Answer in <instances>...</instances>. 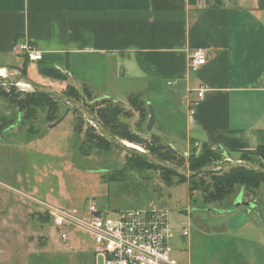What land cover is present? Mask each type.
Here are the masks:
<instances>
[{"label": "crops", "instance_id": "0c3cea01", "mask_svg": "<svg viewBox=\"0 0 264 264\" xmlns=\"http://www.w3.org/2000/svg\"><path fill=\"white\" fill-rule=\"evenodd\" d=\"M26 41L42 61L12 51ZM195 48L207 50V63L194 73ZM18 56L23 63L6 68L29 78L36 71L47 80L46 65L68 78L64 88L82 83L106 97L139 95L147 105L144 96H154L182 120L183 152L205 144L241 161L264 146V0H0V60ZM172 129L156 118L151 136L165 143ZM174 249L175 257L184 253Z\"/></svg>", "mask_w": 264, "mask_h": 264}, {"label": "rangeland", "instance_id": "374dc122", "mask_svg": "<svg viewBox=\"0 0 264 264\" xmlns=\"http://www.w3.org/2000/svg\"><path fill=\"white\" fill-rule=\"evenodd\" d=\"M22 61L23 56L1 59L0 69L6 70L11 63L20 66ZM5 70V76L0 77L9 76L7 72L15 73L13 68ZM28 73L41 86L63 93L67 89L62 87L65 86L63 80L42 75L47 80L41 81L36 71ZM10 88L0 86V126L4 120L7 125L2 127L4 129L15 125L4 132L2 129L0 134V264H95L89 236L74 229H55L52 220L46 216L45 205L84 213L90 202L95 203L100 211L110 214L150 205L169 210L174 226L173 246L184 251L177 253L176 257L190 264L264 263V184L255 194L245 196V200L256 206L248 214L247 222L238 229H229L228 222L247 212V208L242 206L233 212L223 213L234 207L240 195L238 188L222 204H205L200 187L192 190L188 182L167 185L159 171L148 169L144 163H137L135 167L131 164L130 155L115 146L99 144L90 136L101 135L97 131L89 132L91 125L75 111L54 128H49L67 112L66 104L43 101L42 108L40 104V107L29 111L21 110L12 104V100H28V92L31 91ZM74 88L82 94L81 104L97 113L106 107L101 104L106 98L121 102L124 116L121 115L118 121L127 124L129 133L140 138L139 142L131 144L146 152L153 146L161 152L166 150L165 147L172 149L167 146V143H172L177 150H172L177 161H185L203 148L200 146L191 152H183L182 120H172L154 96H144L149 99L148 107L153 106L157 120L164 117L173 127L172 133L167 130L165 143L152 137V131L146 132L147 109L142 111L137 102L139 109L133 106L126 95L106 97L101 89L95 93L82 83H76ZM141 99L137 97V100ZM50 106L57 111L54 118L58 120H47ZM125 114L132 115V118L127 119ZM18 116L21 119L19 124ZM76 126L80 127L79 135ZM175 133H178L176 137ZM217 159V163L224 162L222 156ZM240 197L243 199L242 194ZM185 227L190 230L188 243L182 238ZM67 232L69 241L63 243L60 235Z\"/></svg>", "mask_w": 264, "mask_h": 264}, {"label": "built area", "instance_id": "2783aa9c", "mask_svg": "<svg viewBox=\"0 0 264 264\" xmlns=\"http://www.w3.org/2000/svg\"><path fill=\"white\" fill-rule=\"evenodd\" d=\"M12 51L23 55L29 62H40L42 52L32 43H16ZM207 63V50L192 49L189 53L188 68L197 72ZM168 85L172 86L173 82ZM197 90L198 100L205 93ZM191 90L188 92L190 93ZM224 158L223 163H233ZM46 213L58 231L63 228L84 232L93 244L95 264H190L174 256V231L170 212L154 205L142 209L119 210L110 214L97 209L95 203L87 206V215L77 209H67L45 204ZM190 230L183 228L182 238L189 242ZM60 240L69 241V234L61 233Z\"/></svg>", "mask_w": 264, "mask_h": 264}, {"label": "trees", "instance_id": "16d2710c", "mask_svg": "<svg viewBox=\"0 0 264 264\" xmlns=\"http://www.w3.org/2000/svg\"><path fill=\"white\" fill-rule=\"evenodd\" d=\"M190 1L193 2L194 0H190ZM40 68H41L40 69L41 75L52 77V78L63 80V81L67 79L65 75H63L61 72H59V70L55 68H51L46 65H40ZM21 73L24 74L25 70H22ZM14 89L15 87L10 88V90H14ZM28 93H29L28 97L30 99L28 100H15V99L12 100L11 99L14 102L12 104L17 105L21 110L28 109L29 111L30 109L34 107H40L38 106L40 104H41V108L44 107L43 101H47V102L50 101V102L56 103L55 99L47 95H44L41 93H34V92H28ZM64 93L67 96L71 97L72 99L76 100L77 102L79 103L82 102L81 101L82 94H80L79 90L74 88L73 86L68 85ZM132 97H134L133 100H132ZM137 97H140V96L139 95L129 96V99L132 101L131 104L137 107V105L135 104V102H137L138 106L140 107V109H142V111H145L147 109V112L149 115L148 105L146 104V102H144L143 99L137 100ZM101 104L105 105L106 107L103 108L102 110H99V113H97L95 109L91 107H90L91 108L90 110H92L99 117V119L103 122L105 127L113 135L119 137L122 140H126V141L128 140V142L130 143L131 142L133 143L140 139L138 136L136 138L135 135L129 133V128L127 124L118 121L121 115L124 116L122 112L123 108H121L123 104L121 102H118L111 98H106V100H103ZM56 113L57 111L51 108L50 106V108L47 109V115H48L47 120L49 122L58 120L54 118ZM128 114H125L126 118L127 119L132 118V115L128 116ZM17 119H19V117ZM4 122L6 121L4 120L3 125L0 126V134H2L1 130L4 129L2 127L7 126L6 124H4ZM11 126L13 125H10L5 129H8ZM89 127H90L89 132L92 131L96 133L97 130L93 126H89ZM5 129L3 130V132L5 131ZM80 132H81L80 127L76 126L77 135H79ZM90 137H93L95 140H98V143L100 142L99 144L103 146L112 145L102 136H98V137L90 136ZM90 141L92 142L93 140H90ZM202 146L203 148L200 152H196V155L194 153L193 154L194 156H189L188 158H185V161L184 160L177 161L176 159L177 157L175 158V154L172 152L173 149H170V148L168 149L165 146L164 147L166 148V150L162 152L159 151L158 149H155L154 146L152 148H148L147 150L148 152L158 156L163 161L172 162V163H175L181 166H188L191 172H195L208 164L218 162L219 160L217 158H221V155L215 152L209 145L204 144ZM81 150H82V146H81ZM130 160L132 161V162L130 161L131 164L134 165L135 167H137L135 165L137 163H140V164L144 163L145 165L149 167L148 169L159 171L161 173V176L165 178L164 182L167 185L172 186L177 183L181 184L184 182H188L189 184H191L192 190L195 189V187H200L199 189L204 194L203 198H204L205 204H213V203L222 204L226 201L227 198H229L231 195L234 194L237 188L239 189V192L244 191L245 195H249L253 193L255 194L256 193L255 191H258L261 188L262 184H264V174H257V173L248 172L244 170H235V171H230V172H209V173L196 176L194 178L187 179V178L180 177L171 171L157 167L147 162L143 158H140L137 156H130ZM241 161L264 167V146L259 147L255 153L244 154L241 158ZM205 179H209L208 180L209 182L205 181ZM196 181H199V183H197ZM46 216L48 217L47 214Z\"/></svg>", "mask_w": 264, "mask_h": 264}, {"label": "water", "instance_id": "95a60500", "mask_svg": "<svg viewBox=\"0 0 264 264\" xmlns=\"http://www.w3.org/2000/svg\"><path fill=\"white\" fill-rule=\"evenodd\" d=\"M23 84L28 86L27 89H29L31 92L47 95L55 99L56 101H59L68 106L67 112L64 114V116L60 118L54 124L50 125L49 128H54L60 122H62L68 116L70 112L75 111L79 113L80 115H82L88 121V123L97 130L99 135L105 138L108 142H110L116 148L125 152L127 155L143 158L147 162L157 167H160L162 169L171 171L180 177L189 179V178H194L196 176L209 173V172H230V171H235V170H244V171L253 172L257 174H264V167L251 164L248 162H243V161L242 162L235 161L233 163H222V164L215 162V163L208 164L195 172H191L189 171V169H187L184 166H180L172 162L163 161L158 156L150 152H146L145 150L139 148L138 146H135V145L133 146V144L113 135L105 127L103 122L98 118V116L92 110L85 107L84 105L77 102L76 100L72 99L71 97L67 96L63 92H59V91L41 86L35 83L28 76L21 74V73H12L5 78L0 77V86L21 88L20 85H23ZM148 109H149V118H148V126H147L146 131L150 133L156 123V117H155L153 106L149 105ZM19 123H21L20 116H19L17 124ZM233 206L234 207L232 209L225 210L223 213L233 212L242 206L247 209L253 208V204L243 201L240 195L235 200ZM250 212L251 210H247V212H243L235 216L230 222H228V225H227L228 228L238 229L242 227L247 222L248 214Z\"/></svg>", "mask_w": 264, "mask_h": 264}, {"label": "flooded vegetation", "instance_id": "af4514ba", "mask_svg": "<svg viewBox=\"0 0 264 264\" xmlns=\"http://www.w3.org/2000/svg\"><path fill=\"white\" fill-rule=\"evenodd\" d=\"M7 69H8V68H7ZM7 69H6V70H7ZM7 73H8L9 75L12 74V73H10V72H7ZM18 117H19V116H18ZM17 120H18V119H17ZM5 130H7V129H5ZM241 194L243 195V199H242L243 201H246V202L251 203V201H248V199L245 200V199H246V198H245L246 195H245V192H244V191H241V192H240V195H241ZM252 204H253V203H252ZM253 208H254V209L256 208L255 204H253ZM253 208H252V209H253ZM252 209H246V210H252Z\"/></svg>", "mask_w": 264, "mask_h": 264}, {"label": "bare ground", "instance_id": "6f19581e", "mask_svg": "<svg viewBox=\"0 0 264 264\" xmlns=\"http://www.w3.org/2000/svg\"><path fill=\"white\" fill-rule=\"evenodd\" d=\"M0 76H2V77H4L5 76V72L3 71V69H0ZM7 71V70H6ZM8 74V73H7ZM21 86V88H23V89H27L28 88V86H26V85H20ZM28 90V89H27ZM134 146V145H133Z\"/></svg>", "mask_w": 264, "mask_h": 264}]
</instances>
